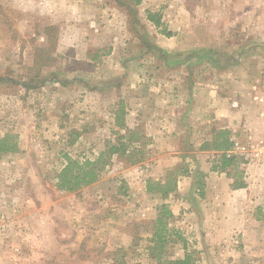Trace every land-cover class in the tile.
I'll list each match as a JSON object with an SVG mask.
<instances>
[{
	"label": "rangeland",
	"instance_id": "rangeland-1",
	"mask_svg": "<svg viewBox=\"0 0 264 264\" xmlns=\"http://www.w3.org/2000/svg\"><path fill=\"white\" fill-rule=\"evenodd\" d=\"M136 1L0 0V138L17 144L0 153V264H164L185 254L194 264H264V203L231 196L239 204L223 202L224 216L235 212V226L222 222L218 232L203 201L207 180L213 190L241 188L235 181L264 162L235 153L234 164L213 169L219 154L199 147L223 127L200 141L194 123L167 138L164 124L145 122L169 104L206 101L213 81L264 79V0H180L185 9L176 0L172 23L152 13L158 26L147 18L152 0ZM208 56L228 66L215 68ZM231 136L242 145L264 139L242 128ZM119 141L125 155L107 152ZM102 153L97 181L56 189L66 156ZM168 171L190 188L147 193L146 180L163 182ZM163 203L183 223L172 213L160 243L153 233Z\"/></svg>",
	"mask_w": 264,
	"mask_h": 264
},
{
	"label": "crops",
	"instance_id": "crops-1",
	"mask_svg": "<svg viewBox=\"0 0 264 264\" xmlns=\"http://www.w3.org/2000/svg\"><path fill=\"white\" fill-rule=\"evenodd\" d=\"M201 3H203V0H201ZM183 4L184 3L180 1L181 7L185 9V7L182 6ZM148 6L151 13H159L161 22H163L164 19H167L165 23H172L176 20V8L172 9L177 6L176 0H152L151 3H148ZM161 7H165V9L163 10ZM206 12L209 14L208 11ZM201 13L204 14L203 9L201 10ZM181 27L182 26H179V28ZM228 74L231 76V79L236 78L237 76L234 75V72L232 74L230 70H228ZM260 78H264V76H261ZM241 79V81L234 80V82H229L227 85H225L224 82L221 83L220 81H213L211 85L212 90L209 93L211 97H208L206 101H199V99H195V102L192 101L194 106H190L183 102L182 104L177 103V105L169 104L165 110L152 114L150 118H146L145 122L148 124H157L158 122L164 124V133H167V138L175 137V135H181L185 122L189 125L194 123L200 126L199 133L203 131L200 141L204 140L202 137L204 136L205 130L210 129L213 126L227 128L231 130L232 133L235 130H241L242 128V130L247 134L249 133V135L264 137V79H259V81L257 80V83H254L248 75L246 77H242ZM239 83L242 85H239ZM222 85L225 87L227 86L226 91L221 88ZM197 89L198 88L195 87V93H197ZM219 90L226 93L227 96L224 97L223 94L219 93ZM174 94L181 95L182 93L177 90L171 92L170 95L172 96ZM255 96H259L263 100H255ZM233 101H236L237 106L232 105ZM135 110L138 111L137 108ZM161 114H163L162 120L158 117ZM191 120L194 121L191 122ZM159 132L161 131L158 130L157 133ZM234 139H236V137H234ZM171 141H175V139H171ZM204 171L205 173L212 172L209 171V168L204 169ZM245 174L244 186L235 189L227 185L226 187H217L213 190L207 180L204 187L206 198L203 201H208V204L213 206L215 209L212 220L213 222L215 221L220 223V225L217 223V226H214L215 231L217 228V231L220 232V230H222L220 227H223L224 225L221 224L225 221L228 222V227L235 226L237 219L235 212H231V216L227 219H225L224 216L223 202H229V204L236 207L239 204L238 201L231 200V196L235 199V197L242 195L244 197V204H247V206H252V204H254L253 202L264 203V201H257L258 198L259 200L264 199V166L250 165ZM181 179L178 180L174 193L183 191L186 187L190 188V182L188 183L186 179ZM223 196L225 198H223ZM170 197L171 195L169 198ZM171 202L173 203L172 200ZM172 213L178 223H183V218L180 219L176 216L177 211L172 209ZM244 217L249 223V225H246L245 233H249L247 236H251V233L253 232L251 227L254 226L255 219L252 218V215L249 216V213L245 214Z\"/></svg>",
	"mask_w": 264,
	"mask_h": 264
},
{
	"label": "trees",
	"instance_id": "trees-1",
	"mask_svg": "<svg viewBox=\"0 0 264 264\" xmlns=\"http://www.w3.org/2000/svg\"><path fill=\"white\" fill-rule=\"evenodd\" d=\"M137 0L136 2H138ZM147 18L149 21L153 22L156 26L159 25V17L147 13ZM198 54V53H197ZM187 62L186 60H184ZM208 61L211 62L215 68H223L228 66V62L224 66H220L217 58L214 56H208ZM183 62H180L182 64ZM190 64L189 62H187ZM46 64V63H44ZM3 77L0 76V80ZM11 82L16 83L15 79H9ZM42 81H37V83H26L21 84L27 87H35L38 84H41ZM118 121V119H117ZM130 136V133L128 134ZM9 136L5 135L0 138V153L5 152H14L17 150V144L15 142H8ZM234 144V140L231 136V131L227 128H212L211 136L209 139L204 140L199 150H209L213 151L215 154H219L218 163L219 165L213 166V169L219 167L220 169H226L231 164H234L236 161V156L233 154L227 155V151L231 149ZM126 144L124 141H119L117 144L111 143L108 146L107 152L111 153H120V155H125ZM105 154L102 153L100 156L96 157L94 160L84 159L83 161H78L77 159H72L66 156L65 165L56 173L55 175V187L58 190L65 191H74L78 190L83 186L90 185L98 180L100 172L103 169L106 161L103 157ZM131 155H126L130 157ZM137 160L131 161V163L136 162ZM182 174L187 172V169H182ZM197 183L199 181H196ZM177 186V176L174 172H167V179L165 181L161 180H152L148 178L146 180L145 190L147 193H160L163 197L168 196L170 193L176 190ZM235 187H243V182L235 181L233 185ZM172 216L171 210L168 208V205L163 203L157 207V216L155 218V231L153 233V239L157 242H163L164 231L166 230V224L168 219ZM166 232V231H165ZM164 264H194L192 262V257L190 254H185L181 259L167 261Z\"/></svg>",
	"mask_w": 264,
	"mask_h": 264
},
{
	"label": "built area",
	"instance_id": "built-area-1",
	"mask_svg": "<svg viewBox=\"0 0 264 264\" xmlns=\"http://www.w3.org/2000/svg\"><path fill=\"white\" fill-rule=\"evenodd\" d=\"M255 99L262 101L263 99L259 96H255ZM237 103L233 102V106H236ZM247 153L250 156L256 157L259 161L264 162V139H259L255 142H251L247 145H242L239 142L234 140V144L230 150L227 151V155H233L235 153Z\"/></svg>",
	"mask_w": 264,
	"mask_h": 264
}]
</instances>
